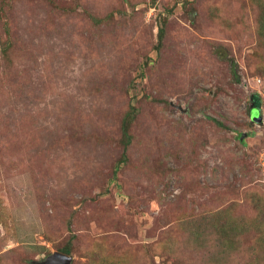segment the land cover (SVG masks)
<instances>
[{
	"label": "rangeland",
	"instance_id": "rangeland-1",
	"mask_svg": "<svg viewBox=\"0 0 264 264\" xmlns=\"http://www.w3.org/2000/svg\"><path fill=\"white\" fill-rule=\"evenodd\" d=\"M70 238L264 264V0H0V264Z\"/></svg>",
	"mask_w": 264,
	"mask_h": 264
},
{
	"label": "water",
	"instance_id": "water-1",
	"mask_svg": "<svg viewBox=\"0 0 264 264\" xmlns=\"http://www.w3.org/2000/svg\"><path fill=\"white\" fill-rule=\"evenodd\" d=\"M256 117L254 120L260 121L262 116L259 114V108H255ZM72 255L61 251H54L41 261H34V264H72Z\"/></svg>",
	"mask_w": 264,
	"mask_h": 264
},
{
	"label": "trees",
	"instance_id": "trees-1",
	"mask_svg": "<svg viewBox=\"0 0 264 264\" xmlns=\"http://www.w3.org/2000/svg\"><path fill=\"white\" fill-rule=\"evenodd\" d=\"M164 35H165L164 28H163V26H161V27L159 28V42H161V40L163 39ZM254 99H255L256 104H257L256 107L258 108V105H260V104H259V98L257 97V94H256V96H255ZM127 121H128V119L124 120V121H123L124 124H125ZM126 131H127V128H126ZM129 143H130V141H129V140H126V143H125V144H129ZM117 167H118V166H117ZM58 249H59V251H61V252H64V253L70 254V253L72 252V238L66 240L65 243H60V245L58 246Z\"/></svg>",
	"mask_w": 264,
	"mask_h": 264
}]
</instances>
